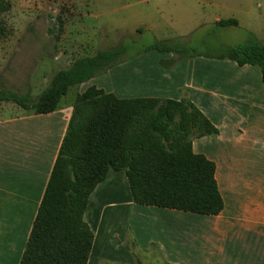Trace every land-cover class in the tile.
Listing matches in <instances>:
<instances>
[{"label": "crops", "instance_id": "obj_1", "mask_svg": "<svg viewBox=\"0 0 264 264\" xmlns=\"http://www.w3.org/2000/svg\"><path fill=\"white\" fill-rule=\"evenodd\" d=\"M164 54L151 60L147 53L142 54L130 61L129 69L119 65L117 71L143 79L137 84L148 90L154 86L153 76L157 77L160 81L155 83L160 84L161 91L146 92L160 98L187 99L216 127L217 133L193 138L192 149L215 163L223 208L216 215H208L134 203L124 171L110 169L91 193L84 214L94 234L87 264L109 260L122 264L107 254L111 243L115 252L120 247L126 249L125 244L131 250L144 251L147 264H264V84L260 72L256 73L252 65L238 66L220 59L212 62L215 74L209 80L195 83L194 77L201 76L196 60L178 62L171 53ZM234 83L240 87V94H236L239 108L227 103ZM147 94L142 97H153ZM72 103L62 105L59 101L54 111L41 114L20 107L0 117V264H19ZM213 103L226 114L236 111L238 117L218 123L210 115L215 112ZM207 144L223 145V164ZM119 180L126 191L124 205L131 219L127 226L130 231L124 228L120 237H115L108 224H119L115 216L122 213L120 207L112 212V220L105 222L94 216L98 199L120 191L114 184Z\"/></svg>", "mask_w": 264, "mask_h": 264}, {"label": "trees", "instance_id": "obj_2", "mask_svg": "<svg viewBox=\"0 0 264 264\" xmlns=\"http://www.w3.org/2000/svg\"><path fill=\"white\" fill-rule=\"evenodd\" d=\"M0 0V38L6 34ZM217 26H237L234 18ZM150 49L176 51L171 45ZM122 50H100L59 69L36 97L0 91L36 114L52 112L68 88L107 67ZM219 59L259 69L264 84V44L231 47ZM189 100L160 97L121 98L95 85L76 94L72 111L19 264H87L94 234L84 218L88 200L110 169L125 173L134 203L216 215L223 208L215 163L192 149V139L217 133ZM141 264V262H137Z\"/></svg>", "mask_w": 264, "mask_h": 264}, {"label": "rangeland", "instance_id": "obj_3", "mask_svg": "<svg viewBox=\"0 0 264 264\" xmlns=\"http://www.w3.org/2000/svg\"><path fill=\"white\" fill-rule=\"evenodd\" d=\"M6 1L10 9L3 14L6 34L0 38V91L36 99L49 85L55 72L70 67L76 59L92 56L100 50H122L107 67L96 69L89 80L70 86L60 100L62 105L73 102L76 94L90 85L124 98L142 97L144 93L155 97V94L146 91H161L160 84L155 83L160 81L157 77L153 76L154 86L148 90L137 84L143 79L138 77L136 80L129 73L117 71L119 65L129 69L130 63L145 53L150 60L164 57V53H171V58H177L178 62L196 60L195 68L201 73V76L194 77L196 83L209 80V76L215 74L212 62L220 60L218 57L231 47L249 41L264 44V0ZM228 18L236 19L238 25L214 24L217 19ZM160 43L171 45L176 51L150 49ZM254 69L259 74V69ZM215 77L218 82L219 77ZM235 84L228 90L232 97L227 103L230 107L235 105L239 108L240 97L236 94H240V87ZM213 105L215 112L210 115L218 123L224 124L227 117L229 120L238 117L236 111L226 114L217 104ZM19 108L11 101H0V117L13 114ZM207 145L222 159L223 164V151L220 149L223 145ZM262 163L264 166V160ZM114 184L120 191L98 199L94 217L100 216L106 222L120 207L122 213L115 216L119 224H108L115 230V237H120L124 228L127 232L129 230L127 226L131 214L124 205L126 191L122 182L119 180ZM87 211L91 212V208ZM113 246L114 243H111V248L108 245L107 254L122 264H125L123 261L134 262L136 259L147 264L144 251L131 250L125 244L126 249L120 247L115 252ZM103 264L114 263L109 260Z\"/></svg>", "mask_w": 264, "mask_h": 264}]
</instances>
